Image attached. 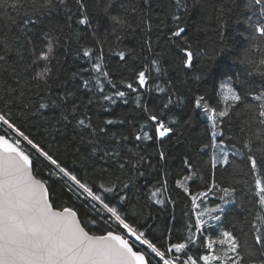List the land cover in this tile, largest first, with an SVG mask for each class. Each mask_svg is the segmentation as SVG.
Segmentation results:
<instances>
[{"label": "trees", "instance_id": "trees-1", "mask_svg": "<svg viewBox=\"0 0 264 264\" xmlns=\"http://www.w3.org/2000/svg\"><path fill=\"white\" fill-rule=\"evenodd\" d=\"M13 3L14 10L8 7ZM85 17L88 23L81 24ZM261 20L264 0H0V112L104 203L116 206L164 259L191 264V256L196 264H210L202 259L209 255L217 257L215 264H233L238 253L240 264H264V104L256 99L264 94V38L255 31L264 27L256 23ZM226 79H232L240 100L224 101ZM119 91L125 97L117 96ZM201 97L204 104L197 108ZM205 105L211 106L210 117L215 109L213 123L203 114ZM221 111L226 115L219 116ZM161 123L172 129L162 138ZM215 142L239 148L242 156L219 162ZM22 147L32 152L26 142ZM33 165L54 208L71 207L83 226L96 230L91 234L107 233L103 217L110 214L102 203L94 202L97 211H90L84 197L69 190L74 182L49 176L40 157ZM109 188L113 191L106 192ZM217 205L226 207L220 226L202 215ZM97 216L101 219L93 224ZM110 222L114 225V218ZM224 231L232 233L236 253L227 251L229 243H219L226 239ZM175 243L187 246L169 252ZM133 245L145 251L149 264H163L147 245L136 240Z\"/></svg>", "mask_w": 264, "mask_h": 264}, {"label": "snow or ice", "instance_id": "snow-or-ice-1", "mask_svg": "<svg viewBox=\"0 0 264 264\" xmlns=\"http://www.w3.org/2000/svg\"><path fill=\"white\" fill-rule=\"evenodd\" d=\"M261 0H255L256 4H260ZM48 5H44L47 7ZM10 9H15L16 4L8 5ZM116 22L124 26L126 20L121 17L115 18ZM81 24H87L88 20L85 17L80 21ZM257 24H264V20L257 21ZM184 29L174 33L175 36H180ZM255 31L259 32L264 38V27H256ZM48 54L53 52L51 43L48 46ZM83 55L90 56V51L85 50ZM120 60H124L123 52L117 53ZM47 60L48 55L41 57ZM3 57L0 56V60ZM188 63H191V54H189ZM264 63V61H262ZM95 69L99 71L100 65L95 64ZM159 71V69H157ZM43 76V73H40ZM138 86L143 87L146 84L145 73H139ZM87 87V82H85ZM127 87L136 91L132 84ZM103 91V89H101ZM163 91V89H161ZM229 91H232L229 89ZM117 96L123 98L126 93L119 91ZM106 100L115 102L112 96H105ZM235 100H240L239 95L234 96ZM259 99V97L257 98ZM201 100H196V107H201ZM127 102V101H125ZM139 104V96L137 97ZM41 107H46L41 105ZM205 110L207 106L205 105ZM215 116V109L211 110ZM226 112L221 111L219 116H225ZM260 116L264 117V111L260 112ZM151 120H156V116H151ZM112 124L113 121H107ZM173 123H175L173 121ZM81 126L85 125L84 120H80ZM0 126H3V133L0 134V264H148L145 259V251L142 249L133 251V245L130 244L129 238L135 236V240L141 245H147L152 253L163 261V264H172L171 261L164 259V252L159 251L147 238L144 237V232L139 231L129 222H126L121 212H118L116 206H110L109 203H104V199L93 192V187L88 183L82 182L75 174L67 170L66 166H62L57 158H54L47 150L40 146L18 126L17 122L10 115L0 112ZM163 129V131H160ZM172 129L165 127L163 123L157 128L160 137L171 132ZM12 133L13 138H8V133ZM149 138L150 137H146ZM141 139L140 136L136 137ZM22 141L30 146L32 152L25 151L22 147ZM35 153V156L33 155ZM161 159L164 154L161 153ZM40 157L44 162H47L51 171L49 176L57 175L61 179H67L74 184L69 185L70 191H75L77 197H84V201L88 202L90 211H97L96 201L103 204V208L110 216L103 217L106 225L107 234H90L94 231L89 224L82 226V222L77 218V213L71 207H64L62 210H56L53 203L49 200V189L45 182L37 179L34 175L33 160ZM224 164L228 163V156H224ZM252 167H256V161H251ZM258 186H259V182ZM127 187V186H125ZM106 192H112L113 189H105ZM224 196H230L231 191L228 188L222 189ZM260 193H264V187H260ZM157 192H152L155 197ZM206 195V193H205ZM90 198V200H89ZM123 199L121 198L120 207L123 209ZM261 201L264 202V195H261ZM163 203V201H158ZM115 203V202H113ZM114 218V225L111 221ZM99 216L94 217L92 223L95 224ZM216 220L220 217L216 216ZM197 230L202 227L200 217L196 218ZM115 226L125 230L124 234L113 232L111 229ZM88 228L86 231L85 229ZM101 231L105 230L101 226ZM221 236L226 239H220L221 245L229 243L228 252L236 253L237 244L235 243L232 233L224 231ZM192 239L191 236L188 237ZM257 242L260 237H257ZM185 243H175L168 248V251L180 253L186 248ZM209 249L212 248V242L207 243ZM224 256L220 259H224ZM202 259L205 262H210L217 257L204 255ZM232 259V257H228ZM191 264H196V261L188 256ZM233 264H240L239 254H236Z\"/></svg>", "mask_w": 264, "mask_h": 264}, {"label": "rangeland", "instance_id": "rangeland-1", "mask_svg": "<svg viewBox=\"0 0 264 264\" xmlns=\"http://www.w3.org/2000/svg\"><path fill=\"white\" fill-rule=\"evenodd\" d=\"M229 89H231L232 91H229ZM221 93H222V97H223L225 102L226 101H235L234 96L235 95H239L237 90L234 88V84L232 82V79H226L221 84ZM258 97H259V99H261V101L264 104V94H262L261 97L260 96H258ZM202 104H204V103H202V100H201V105ZM210 108H211V106H207L208 110H205V107H204L203 108V114H204V116L206 118H208L210 120L211 123H213V116L210 117V115H209V109ZM213 135L216 138V136H217V131L216 130H214ZM213 155L215 156V159L221 160L219 162H223L225 155H227L228 158H229L230 155H235V156L241 157L242 156V151L239 148H237V147L226 145V144L220 143V142H215L214 146H213ZM225 211H226V207L224 205H217V206L212 207V208L207 206L206 208L203 209V214L202 215H204L206 220L212 222L213 224H215L217 226H220L221 221H222V217H223ZM216 216H219L220 219L216 220L215 219ZM129 239L132 242H135V239H132L131 237ZM216 260L217 259H214V260L210 261L209 263L210 264H215Z\"/></svg>", "mask_w": 264, "mask_h": 264}, {"label": "water", "instance_id": "water-1", "mask_svg": "<svg viewBox=\"0 0 264 264\" xmlns=\"http://www.w3.org/2000/svg\"><path fill=\"white\" fill-rule=\"evenodd\" d=\"M33 171H34V169H33ZM34 175H35V173H34ZM37 177V176H36ZM37 179H39L38 177H37ZM46 184V183H45ZM46 186H47V184H46ZM49 200H50V202H51V199H50V192H49ZM56 209V208H55ZM56 210H60V209H56ZM75 211V210H74ZM77 213V212H76ZM77 218L78 219H80L79 218V215L77 214ZM82 226H83V224H82ZM86 230V229H85ZM87 231V230H86ZM91 234V233H90ZM105 234H107V233H105ZM120 234H122V233H120ZM123 235V234H122ZM129 242H130V244H132L133 245V243L131 242V240L129 239ZM133 251H136V248L134 247V245H133ZM145 259H146V261L148 262V258H147V256L145 255ZM148 264H149V262H148Z\"/></svg>", "mask_w": 264, "mask_h": 264}, {"label": "bare ground", "instance_id": "bare-ground-1", "mask_svg": "<svg viewBox=\"0 0 264 264\" xmlns=\"http://www.w3.org/2000/svg\"><path fill=\"white\" fill-rule=\"evenodd\" d=\"M160 131H163V129H160ZM158 133V132H157ZM159 135V134H158ZM160 138V137H159ZM162 138V137H161ZM146 255V254H145ZM165 258H167V257H165ZM169 259V258H168ZM174 264H176L175 262H174Z\"/></svg>", "mask_w": 264, "mask_h": 264}, {"label": "built area", "instance_id": "built-area-1", "mask_svg": "<svg viewBox=\"0 0 264 264\" xmlns=\"http://www.w3.org/2000/svg\"><path fill=\"white\" fill-rule=\"evenodd\" d=\"M167 260L171 261V262H172V264H174V262H173L171 259H167Z\"/></svg>", "mask_w": 264, "mask_h": 264}]
</instances>
